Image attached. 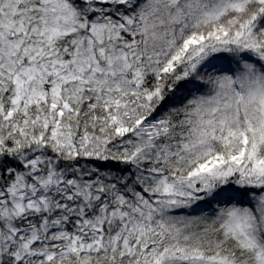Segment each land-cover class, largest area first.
<instances>
[{
	"label": "snow or ice",
	"instance_id": "6c2138e0",
	"mask_svg": "<svg viewBox=\"0 0 264 264\" xmlns=\"http://www.w3.org/2000/svg\"><path fill=\"white\" fill-rule=\"evenodd\" d=\"M0 264H264V0H0Z\"/></svg>",
	"mask_w": 264,
	"mask_h": 264
}]
</instances>
